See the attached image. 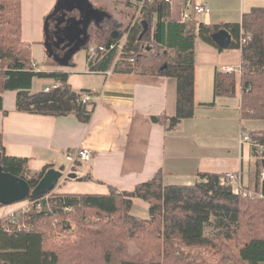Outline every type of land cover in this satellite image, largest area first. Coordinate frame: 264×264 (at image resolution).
Listing matches in <instances>:
<instances>
[{"label":"trees","instance_id":"1","mask_svg":"<svg viewBox=\"0 0 264 264\" xmlns=\"http://www.w3.org/2000/svg\"><path fill=\"white\" fill-rule=\"evenodd\" d=\"M137 2L143 6L137 20L125 31L128 42L124 53H140L138 61L116 62L117 50L113 49L96 66L89 64L91 70L107 72L115 64L124 72L175 79L176 115L152 118L155 124L173 130L194 116L196 42L222 52L212 35L225 30L232 37L229 49L241 50V73L239 78L216 73L215 98L235 97L240 87L243 122L264 121V8L245 14L239 24L206 25L198 18L182 24L172 19L170 3ZM90 35V45L95 46L124 39L123 35L115 38L112 30L95 27ZM248 36L250 40L241 45ZM145 38L157 53L145 55ZM48 64L59 66L53 59ZM164 65L167 68L162 70ZM36 79L53 80L57 88L32 93ZM9 91L17 93L19 112L53 117L73 115L84 124L91 121L97 106L92 101L83 102L89 92L71 88L69 73L39 72L33 67L32 44L22 40L21 0H0V95ZM250 136L264 148V131L252 132ZM0 165L4 174L25 181L31 192L53 167L48 165L40 173H33L27 159L6 154L3 134ZM164 176L160 171L131 192L118 193L110 188L107 195L59 194L51 201L52 210H47L48 199L42 200L40 212L31 203L51 194L56 187L41 196L30 193L18 202L30 206L27 211L15 213V223L7 218L0 221V264H264V197L235 193L225 176L201 174L200 182L191 186H167ZM82 180L94 181L91 175ZM135 199L148 205L149 219L132 214ZM3 207L6 206L0 202ZM55 222L58 232L71 230L75 224L79 229L76 240L59 239L53 231ZM4 223L10 224V233H4ZM30 225L35 231L26 230ZM209 228L213 233L207 236Z\"/></svg>","mask_w":264,"mask_h":264},{"label":"crops","instance_id":"2","mask_svg":"<svg viewBox=\"0 0 264 264\" xmlns=\"http://www.w3.org/2000/svg\"><path fill=\"white\" fill-rule=\"evenodd\" d=\"M195 1L211 10L209 16L198 18L206 25L239 24L245 14L264 8V0ZM21 2L22 40L32 44L33 67L39 72L69 73L71 88L75 92H89L97 106L91 121L84 124L73 115L53 117L19 112L17 93L5 92L0 95L3 106L0 134L8 156L27 159L33 173H40L48 165L72 169L70 173H75L77 180L59 182L56 194L107 195L110 188L118 193L131 192L160 171L165 174L167 186L195 185L200 182L201 174L225 176L236 172L247 191L264 197V151L242 139L243 133L251 138L250 133L264 131L258 125L261 121L243 122L240 87L235 97L215 98L214 95L216 73L240 77L241 50L221 52L202 41L196 42L194 116L167 130L168 126L155 124L152 118L176 115L175 79L124 72L115 64L107 72L91 70L89 64L96 66L99 61H90L87 49L77 53L68 68L51 66L48 61L52 58L45 48L44 22L57 0ZM185 2L170 3L172 19L181 21ZM42 80L48 84L35 92L34 81L32 93L57 85L53 80ZM82 149L93 152L92 160L75 166L71 163L67 168V154ZM89 175L94 181H80ZM70 185L79 188L69 190ZM24 204L27 203L0 208V219ZM132 214L149 219V207L135 199Z\"/></svg>","mask_w":264,"mask_h":264},{"label":"water","instance_id":"3","mask_svg":"<svg viewBox=\"0 0 264 264\" xmlns=\"http://www.w3.org/2000/svg\"><path fill=\"white\" fill-rule=\"evenodd\" d=\"M64 11V18L71 16L66 21L64 28H60L57 31L62 38L60 42H57L60 38L57 37L56 43L65 44V47L61 50V53H57V44L55 39L50 37V20L54 18L59 12ZM107 20H111V16L101 9L94 7L90 0H57L54 12L50 14L44 22L45 48L49 58H52L60 67L68 68L71 66L74 56L85 50L90 44L91 35L89 33V27L101 29ZM146 26V23H144ZM81 30L79 34L78 31ZM117 38V33L113 35ZM214 42L222 49H229L232 44L231 35L221 30L212 35ZM167 65L162 67V70L166 69ZM75 179L76 174L68 173L65 168H51L49 169L39 184L32 190L29 185L23 181L18 180L12 176L6 175L0 165V202L3 205L9 206L16 204L23 200L30 193L33 196H41L54 187H57L59 182L64 179Z\"/></svg>","mask_w":264,"mask_h":264},{"label":"built area","instance_id":"4","mask_svg":"<svg viewBox=\"0 0 264 264\" xmlns=\"http://www.w3.org/2000/svg\"><path fill=\"white\" fill-rule=\"evenodd\" d=\"M166 3H172L173 0H163ZM140 6V8L142 9L143 3H139L138 4ZM140 9V10H141ZM211 13V10L209 7H207L206 4L204 3H197L194 0H186L185 3V9H184V13L182 16V19L180 21V23H188L193 21L196 18H199L200 16H209ZM250 40V37L248 36L245 39H242L241 41V45H245L248 41ZM128 42V35L124 37V39L122 41H120L119 43H114V44H110L108 46H95V45H88L86 47L87 49V54L89 56V60L90 61H94L97 60L100 61L106 54H108L110 51H112L113 49L117 50V58H116V62L120 61V62H125V63H131L134 64L136 61H138V55L131 51L127 54L124 53V48L126 43ZM124 56H126L125 58H123ZM34 68H36V66L34 65ZM57 88V85L55 87H49L45 89V92H51L53 89ZM92 101V96L90 94H85L83 97V102L84 103H88ZM242 139L244 142H252L254 146H256L258 149H262L264 151V148L259 146L257 143L251 141V138L246 134L243 133L242 134ZM93 158V152L89 149H82L79 151H72L70 153L67 154V160L69 162L72 163V165H76L79 162H90ZM225 179L227 181V183L232 186V187H236L235 193H242L244 196H250V197H255L258 196L255 193H251L249 191H247L242 183H241V175L239 173H228L225 175ZM47 199V196H45L44 198H41L39 200H36L35 202H32V204L36 205L37 208L41 209L42 208V200ZM28 207L26 209H24V211H27V209L29 208L30 204L27 205ZM15 216L11 215V217L8 219L9 221L15 223ZM10 224L9 223H4L2 228L4 233H10Z\"/></svg>","mask_w":264,"mask_h":264},{"label":"rangeland","instance_id":"5","mask_svg":"<svg viewBox=\"0 0 264 264\" xmlns=\"http://www.w3.org/2000/svg\"><path fill=\"white\" fill-rule=\"evenodd\" d=\"M24 1V0H22ZM195 1V0H194ZM90 2L95 6V7H101L103 6L104 8L101 10H104L106 12H108L111 16V20H107L103 25H101L103 28L101 29H107V30H112V33H117V38H120L122 35L123 37L124 34L126 33L125 31L128 29V27L131 25V22L134 23V21L137 20V18L139 17V13H140V6L138 5L137 0H90ZM196 2V1H195ZM138 5V7H131L130 5ZM186 3V2H185ZM198 3V2H197ZM185 9V8H184ZM184 13V11H183ZM127 36V34H126ZM148 38L144 39V44L143 46L145 47V55L147 54V52L151 53H157L158 51L155 49V47H152L151 43L148 41ZM137 55H140V53H136ZM141 54H144V50L141 51ZM139 59V56H138ZM143 59V58H142ZM140 62H142V60H140ZM41 81V82H40ZM48 84V81L46 80H42V79H37L35 81V86H34V90L36 92V90H40V88L45 85ZM258 125H261L262 128H264V121L258 122ZM65 165L67 168L70 167L71 162H65ZM75 166V165H74ZM80 168H78V171H80ZM83 170H85L86 168L83 167ZM66 171L68 173H70V171H72V169H66ZM75 174V173H73ZM67 180L68 183L69 182H73L75 180H77V178L75 179H64ZM63 180V181H64ZM81 182H86L84 180H80ZM168 184V183H167ZM58 186V185H57ZM79 186H73L70 185L69 186V190H72V188H75ZM64 189V188H63ZM59 194H56L55 191H53L51 194L47 195V199L49 201L48 206H47V210H52L54 203H52L51 201H55L54 199L57 198ZM25 203V202H24ZM28 204H24V205H20L17 208H15V210L13 212H11V214L5 218H3L2 220H0L1 222L6 221L7 219L10 218L11 215H15V213L19 210H23L26 209L28 206ZM37 211H42L43 209H39L36 208ZM7 218V219H6ZM31 219V218H30ZM57 222L54 223L53 225V231L54 233L58 236L59 239H66L69 237V240L74 241L76 240L77 235L75 234L76 231H78V227L75 224H72V228L71 230H67L65 232H58V227L56 226ZM26 230H34L33 226H27L25 227ZM211 233H213L212 229H208L207 234L210 235ZM136 250L135 248H133V253H135Z\"/></svg>","mask_w":264,"mask_h":264},{"label":"flooded vegetation","instance_id":"6","mask_svg":"<svg viewBox=\"0 0 264 264\" xmlns=\"http://www.w3.org/2000/svg\"><path fill=\"white\" fill-rule=\"evenodd\" d=\"M56 6V5H55ZM55 7L52 9V11L47 15V17L54 12ZM64 11L59 12L54 18H52L49 22L50 24V37L52 39H55V44H57V53H61V50L65 47V44L56 43L57 37L59 36V32L57 31L60 28H64L67 24L66 21L71 18L69 15L68 17L64 18ZM94 27V25L89 27V33L91 34V29ZM78 33H81V30L79 29ZM59 40L57 42H60L62 38L59 36Z\"/></svg>","mask_w":264,"mask_h":264}]
</instances>
